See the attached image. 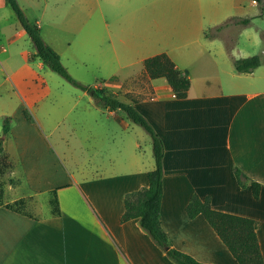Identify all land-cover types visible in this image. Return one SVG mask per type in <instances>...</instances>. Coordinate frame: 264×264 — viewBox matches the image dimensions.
<instances>
[{
  "label": "crops",
  "instance_id": "crops-1",
  "mask_svg": "<svg viewBox=\"0 0 264 264\" xmlns=\"http://www.w3.org/2000/svg\"><path fill=\"white\" fill-rule=\"evenodd\" d=\"M114 2H95L92 11L84 6L83 15L71 28L74 48L69 54L74 60L104 57L97 60L99 66L115 75L84 84L103 87L122 99L120 90L136 89L130 85L137 74L145 72L143 60L159 53L167 54L190 81L186 95L177 97L164 77L151 78L145 72L146 93L122 99L147 118L163 141L160 224L170 244L205 264H238L201 214L187 216L185 206L195 193L208 196L216 210L256 221L264 264V63L257 54L260 64L251 71L234 68L235 59L246 57L235 44V30L245 24L227 23L235 17L211 0L174 9L170 21L156 9L128 8L126 0ZM128 15L135 22L130 30ZM32 23L39 27V18L34 17ZM34 51L26 57L41 68L40 59L28 58ZM121 57L131 60L121 62ZM136 62V73L118 77L120 68ZM85 94L90 108L93 98L83 90L81 96ZM101 109L107 124L120 128V141L126 145L113 156L94 159L92 175L78 179L64 167H51L46 157L51 158L52 148L40 130L36 133L46 148L33 147L14 127L10 129L22 176L9 181L3 196L16 186L23 190L3 197V202L19 197H29V201L28 214L0 206V264H177L137 218L120 221L126 193L148 184L147 172L154 167V159L151 166L138 142L127 138L129 125L121 109ZM46 151L47 156L41 155ZM1 154L10 164L3 172L13 170L17 160L9 157L8 150ZM234 166L260 183L257 198L249 183L238 184ZM54 188L58 213H52L49 204ZM40 198L48 205L47 214L31 210L42 205Z\"/></svg>",
  "mask_w": 264,
  "mask_h": 264
},
{
  "label": "rangeland",
  "instance_id": "rangeland-1",
  "mask_svg": "<svg viewBox=\"0 0 264 264\" xmlns=\"http://www.w3.org/2000/svg\"><path fill=\"white\" fill-rule=\"evenodd\" d=\"M16 1L29 21L34 22V17L39 18L42 38L51 42L59 53L62 64L73 78L78 81L83 80L80 82L84 83L100 82L103 78L115 76L111 75L110 69L103 65L99 66L98 62L103 61L104 57H82L83 59L75 57L80 61L83 60L80 62L69 54L74 48L72 41L74 31L71 28L83 15V7H89L88 11H92L95 2L103 3L105 0ZM114 1L115 5L117 0ZM211 1L221 4L232 17L249 18L247 24L235 30V44L240 48V54L245 56L258 54L264 63V0ZM195 4L196 0H142L141 2L126 0L128 8L141 5L165 13L163 17L167 21H170V12L174 9L194 7ZM78 8L79 12H77ZM134 23L133 16L128 15L127 30H130ZM20 29H22L20 21L7 0H0V135L3 119L7 116L11 119L10 129L14 127V132L24 138V141L33 147L46 148L42 139L38 138L36 133L38 129L44 133L52 148L49 153L46 151L41 155L52 154L51 158L46 157V159L53 169L64 167L68 170L69 176L74 175L77 179L83 175L90 176L93 173L94 159L113 156L117 148H124L126 144L119 138L121 130L117 125L107 124L106 114L93 99L89 108L86 102L88 94L82 97V89L68 82L47 65L43 64L39 68L35 61H29L26 57L27 53L33 51L34 47L26 32L19 33ZM130 58L121 57L120 60L127 62L131 60ZM138 69L137 62L127 65L118 70V77H129ZM146 79L145 72L141 71L131 81L130 86L136 87L134 92L122 89L119 91L122 94L121 98L126 100L127 97H141L146 93ZM23 109L32 115L33 122L24 117ZM126 121L129 125L126 130L127 138L131 137L138 142L143 157L153 166L150 135L141 125L127 118ZM8 134L3 143L4 150H8L9 157L17 161L13 170L8 168L0 174L3 187H6L9 181H15L22 176L21 165L15 155V144L11 133ZM115 136L116 140H112L111 138ZM41 152L42 150H39V153ZM9 165L1 154L0 171ZM22 190L17 186L15 190L7 189L3 197L9 198ZM39 202L42 205L32 207L31 210L37 215L47 214L48 205L44 198H40Z\"/></svg>",
  "mask_w": 264,
  "mask_h": 264
},
{
  "label": "trees",
  "instance_id": "trees-1",
  "mask_svg": "<svg viewBox=\"0 0 264 264\" xmlns=\"http://www.w3.org/2000/svg\"><path fill=\"white\" fill-rule=\"evenodd\" d=\"M260 2V0H254ZM11 9L15 12L24 31L32 41L35 51L29 55V59L38 58L50 69L57 72L74 86L87 91L94 102L109 110L121 109L127 118L141 125L151 137L152 155L154 167L147 172L148 184L136 191L126 193L124 197V210L120 221L124 222L137 218L140 225L148 231L154 241L164 250L166 255L177 264H205L192 255L181 251L170 244V241L160 224V200L162 194V158L164 145L147 118L139 112L130 101H125L113 95L103 87L84 84L71 76L67 68L62 64L60 56L42 38L39 27L28 20L22 8L16 0H7ZM235 22L247 24L248 17L233 18L227 23ZM222 25L217 26L219 29ZM234 68L238 72H249L260 64L257 54L237 58L233 61ZM146 74L151 77H164L177 97L186 95L189 87V78L181 73L179 68L165 53H159L143 60ZM24 117L33 122L32 115L23 109ZM10 117H4L2 133L0 135V153L4 150V140L10 130ZM7 163V162H6ZM233 172L240 186L249 183L254 198L259 196L260 183L250 179L240 168L233 167ZM3 170L0 171V174ZM0 182V206L13 211L28 214L29 197H19L11 202H3L4 187ZM56 189L49 192V204L52 213H58V201ZM188 217L192 218L201 214L210 226L216 231L222 242L226 245L238 264H263L262 254L256 237V221L252 218L216 210L211 207L208 196L203 198L192 194L185 206Z\"/></svg>",
  "mask_w": 264,
  "mask_h": 264
},
{
  "label": "built area",
  "instance_id": "built-area-1",
  "mask_svg": "<svg viewBox=\"0 0 264 264\" xmlns=\"http://www.w3.org/2000/svg\"><path fill=\"white\" fill-rule=\"evenodd\" d=\"M254 1V0H253Z\"/></svg>",
  "mask_w": 264,
  "mask_h": 264
}]
</instances>
